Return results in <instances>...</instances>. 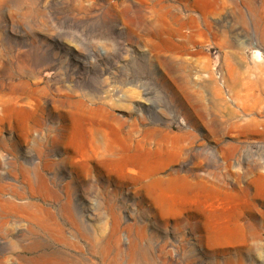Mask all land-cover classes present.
<instances>
[{
	"label": "rangeland",
	"instance_id": "rangeland-1",
	"mask_svg": "<svg viewBox=\"0 0 264 264\" xmlns=\"http://www.w3.org/2000/svg\"><path fill=\"white\" fill-rule=\"evenodd\" d=\"M200 7L0 0V264H264V186L251 185L264 177V0ZM76 106L123 139L177 146L166 174L234 192L219 208L236 218L234 244L209 247L194 205L160 221L96 158L66 164ZM21 109L26 123L6 113Z\"/></svg>",
	"mask_w": 264,
	"mask_h": 264
},
{
	"label": "bare ground",
	"instance_id": "bare-ground-1",
	"mask_svg": "<svg viewBox=\"0 0 264 264\" xmlns=\"http://www.w3.org/2000/svg\"><path fill=\"white\" fill-rule=\"evenodd\" d=\"M195 1L197 5H201V9L205 7L206 0ZM157 15V22L164 24L168 13L159 10ZM6 113L16 116L20 123H26L29 116L22 109L15 112L7 110ZM66 118L69 123L65 128L66 137L70 138L77 150V158H80L77 160L68 156L65 159L66 164L75 166L78 171H85L87 167L80 161L96 158L99 167L114 173L122 185L131 186L138 192L160 221L179 223L185 208L194 205L195 217L199 219L196 223L197 229L205 233L209 247L234 244L239 236L236 218L230 211L221 212L219 208L233 206L236 202L235 193L224 191L203 179L189 180L183 175L166 174L179 153L177 146L152 150L140 141L123 139L115 130L108 132L102 126L106 119L99 110L76 106V111L68 112ZM98 118L101 124L100 127H95L94 121ZM85 121L90 122V135L86 134ZM110 134L115 135L113 140L109 139ZM97 135H100L101 143L97 141ZM86 142L91 144L90 150L81 148ZM251 185L256 190L261 189L264 186V177L259 175L254 178Z\"/></svg>",
	"mask_w": 264,
	"mask_h": 264
}]
</instances>
